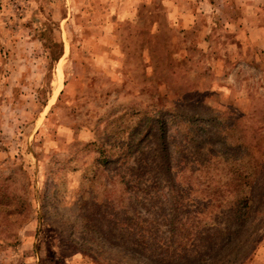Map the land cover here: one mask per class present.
<instances>
[{
    "label": "rangeland",
    "instance_id": "rangeland-1",
    "mask_svg": "<svg viewBox=\"0 0 264 264\" xmlns=\"http://www.w3.org/2000/svg\"><path fill=\"white\" fill-rule=\"evenodd\" d=\"M0 264H264V0H0Z\"/></svg>",
    "mask_w": 264,
    "mask_h": 264
},
{
    "label": "trees",
    "instance_id": "trees-1",
    "mask_svg": "<svg viewBox=\"0 0 264 264\" xmlns=\"http://www.w3.org/2000/svg\"><path fill=\"white\" fill-rule=\"evenodd\" d=\"M57 46L60 48V42H57ZM59 55V53H58ZM58 55H56V59H58ZM227 213L231 217V222L229 226V230H227V238L223 243H219L212 246L213 252H219L220 250L226 248L229 242L235 237L237 231L242 230V227L246 224L249 219L251 206H250V197L249 195H244L236 199H232L227 205ZM204 232V230H202ZM197 249H195V252ZM195 261V258L191 259ZM189 263V261H187ZM191 262V261H190Z\"/></svg>",
    "mask_w": 264,
    "mask_h": 264
}]
</instances>
